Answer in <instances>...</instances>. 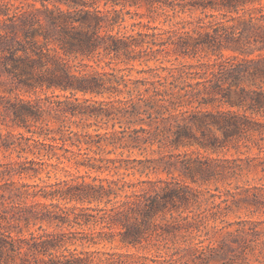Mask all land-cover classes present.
I'll use <instances>...</instances> for the list:
<instances>
[{"label": "trees", "instance_id": "obj_1", "mask_svg": "<svg viewBox=\"0 0 264 264\" xmlns=\"http://www.w3.org/2000/svg\"><path fill=\"white\" fill-rule=\"evenodd\" d=\"M253 148L264 0H0V264H264Z\"/></svg>", "mask_w": 264, "mask_h": 264}, {"label": "rangeland", "instance_id": "obj_2", "mask_svg": "<svg viewBox=\"0 0 264 264\" xmlns=\"http://www.w3.org/2000/svg\"><path fill=\"white\" fill-rule=\"evenodd\" d=\"M191 61H194V60H191ZM102 64H103V62H101L100 65H102ZM93 65L95 66V64H93ZM136 67H139V66L136 65ZM132 75L133 76L136 75L134 70L132 71ZM3 132H5V130ZM231 153H232V151L230 153H228V156H230ZM247 154L251 157L257 156L258 157L257 159H259V160L264 158L263 157L264 153L258 154L256 148H253ZM134 155H138V153L136 151L134 153H131V156H134ZM244 155L245 154L241 155V157H243ZM234 156H236V154H234ZM259 156H260V158H259ZM0 158H2V157H0ZM64 169L67 171H65ZM67 173H70L72 176H78L81 174L87 175L85 173V169L83 167L76 168L73 165V163H65V164H60V165H58V167L56 169H53L50 173L49 178L46 176L45 173H41L40 176H41L43 181L52 182V181L56 180L57 178L62 179V178L68 177L69 175ZM95 174L96 173H94V172H89V175H91V176H93ZM101 175H104V173ZM136 177H138V173H136L135 175L127 176V178H136ZM23 180L28 181V182H39L40 184H42V182H43L41 180H38L37 178H34V179L25 178ZM239 183L245 184V185H256V186H263L264 187V172L260 170L259 166H257L256 168H253L249 171H245L244 175L240 178ZM208 188H210V190L212 192L216 193L217 190L224 191L227 188V186L219 185V189H217V190H214V188H215L214 185H209ZM262 209H264V207L261 206L259 211L252 213L247 208H241L238 211H236L235 213H230L227 216V219L228 220H235V219H237L238 216H240L242 218H251L253 220H258V219L262 220L264 218V214L262 213Z\"/></svg>", "mask_w": 264, "mask_h": 264}]
</instances>
